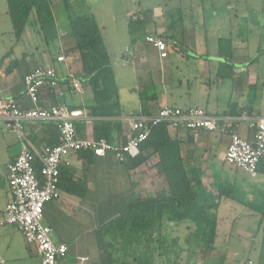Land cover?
<instances>
[{"label":"crops","instance_id":"crops-1","mask_svg":"<svg viewBox=\"0 0 264 264\" xmlns=\"http://www.w3.org/2000/svg\"><path fill=\"white\" fill-rule=\"evenodd\" d=\"M160 9L141 10L139 15L130 17L144 21L145 38L137 42V34L130 32L129 18L127 33L133 42L129 41L119 56L115 50L113 52L116 56L113 54L112 63L122 67L120 75L113 67L122 108L120 117L109 119L95 115L93 90L78 79V58L64 54L73 46L71 41L62 44L58 56L51 62L45 61V65H33L36 59H29L18 65L14 63L12 70L0 56V98H14L24 110L63 106L78 112L80 117L76 124L85 127L83 139H93L94 125L98 121L120 123L121 131L115 135L113 145H120L123 137L127 138L126 119L155 115L165 107L200 108L217 117L264 118V105L257 100L258 94L264 97V84L258 94L256 92L251 112H243L246 100L251 98V88L260 83L257 73H251L245 65L246 70H241L242 64L236 61L247 62L246 54L241 52L246 44L236 42L233 34L228 36L233 51L234 60H231L222 54L224 33L213 32L216 38L210 42L205 32L204 13L194 16L189 10L181 24V21H170L176 9L170 14ZM228 14L227 17L239 18V14ZM226 15L216 14L212 18ZM7 16L8 12L0 14V24ZM148 36L166 42L168 50H172L167 59H162L159 51L146 41ZM61 56L65 57L63 63L58 62ZM229 63L232 69L224 73L222 67ZM181 66L186 68L181 71ZM42 67L54 69L60 85L53 93L44 89L36 106L26 95L24 78ZM128 69L133 70L134 80L127 84L128 76L123 71ZM75 82L82 84L81 91L73 89ZM152 87L156 101L142 102L143 95ZM238 134L249 141L254 137L248 122L240 124ZM170 135L179 143L182 158L190 166L202 168L208 199L218 206L213 248L203 244L194 246V228L189 221L177 223L165 217L153 219L152 228L145 227L146 221L141 216L143 201L168 192L165 177L155 167L159 163L157 157L148 166L131 171L112 152L105 157L77 153L61 168L60 199L48 203L44 209V224L52 229L54 244L68 248L66 257L58 264H264V159L257 177L252 178L225 162L230 147L228 135L206 131H170ZM58 142L59 131L52 123L25 122L20 139L9 123L0 119V222L13 201L9 166L16 161L23 146L42 164L43 155ZM222 164L228 165L226 171L220 169ZM135 210L137 217H134ZM119 219L120 227H114ZM242 257L256 262H241ZM2 262L41 264V255L15 227L0 226V264Z\"/></svg>","mask_w":264,"mask_h":264},{"label":"built area","instance_id":"built-area-1","mask_svg":"<svg viewBox=\"0 0 264 264\" xmlns=\"http://www.w3.org/2000/svg\"><path fill=\"white\" fill-rule=\"evenodd\" d=\"M146 41L159 51L162 59L168 58L166 42L153 36H148ZM58 62H65V57H59ZM59 85L57 74L51 67L39 68L24 78L26 95L36 106L40 103L44 89L53 93ZM81 88L80 82L73 84L75 91L79 92ZM79 117L80 113L63 106L24 110L14 98H0V119L8 122L20 139L25 122L52 123L59 131L58 145L42 157L40 176L35 170L36 157L25 146L16 161L9 166L13 201L7 206L0 222V226L15 227L29 245L37 248L41 264H58L68 253L66 245L54 244L53 231L44 224V209L48 203L60 199L61 168L68 165V159L73 154L91 153L95 157H105L112 152L121 163H125L127 159H135L140 155L142 144L156 127L167 124L171 131H206L228 135L230 147L225 162L252 178L257 177L259 165L264 159V118H250L247 115L239 118L217 117L200 108L165 107L155 115L126 119L127 143L113 145L105 139L81 138L76 130ZM243 122H248L254 131L251 141L238 134Z\"/></svg>","mask_w":264,"mask_h":264},{"label":"trees","instance_id":"trees-1","mask_svg":"<svg viewBox=\"0 0 264 264\" xmlns=\"http://www.w3.org/2000/svg\"><path fill=\"white\" fill-rule=\"evenodd\" d=\"M65 8H71V0H62ZM8 16L11 18L14 36L20 41L26 27L36 24L39 34L48 45L58 38L56 33L51 0H7ZM35 20L32 21V16ZM70 39L73 43L65 51L66 56H76L80 63L78 79L84 86H89L94 94V113L101 118L114 119L122 115L119 102V90L113 69V55L105 40L102 30L93 15H82L76 18L70 16ZM136 25L144 27L140 18H130L129 29L134 35ZM16 61V65L25 61ZM154 91L153 94H150ZM157 95L152 87L145 92L142 102L156 101ZM151 116V115H150ZM120 123L115 121H98L94 125L93 139L107 140L114 143L115 135L120 134ZM78 135L83 138L85 127L76 124ZM167 124L156 127L149 139L142 144L140 155L135 159H127L125 164L129 170L135 171L148 166L153 158H158L155 166L165 177L168 192L159 198L143 201L141 216L146 221L145 227L152 228L153 219L180 223L189 221L193 225V236L205 247L212 249L217 235V205L210 203L203 184L204 173L198 165L190 166L182 158L180 145L171 139ZM85 137V136H84ZM127 138L123 137L120 145H125ZM42 164L35 163L36 174L40 176ZM137 217V210L134 211Z\"/></svg>","mask_w":264,"mask_h":264},{"label":"rangeland","instance_id":"rangeland-1","mask_svg":"<svg viewBox=\"0 0 264 264\" xmlns=\"http://www.w3.org/2000/svg\"><path fill=\"white\" fill-rule=\"evenodd\" d=\"M51 2L58 38L51 41L48 45L45 43L44 37L39 34V28L36 24L30 23L26 27L21 40L17 41L14 36L13 26L10 23L11 18L7 16L1 20L0 56L5 58L4 62L6 65H10L12 70L15 69L14 63L22 61L24 57L28 61L29 59H36L33 61V65L37 63H44L45 65V61L51 62L52 58L55 59L60 52L61 45L68 44L71 41L69 36L71 31L70 16L73 18L82 15L95 16L108 43L110 52L115 57L114 50L119 56L126 46L133 42L132 39H129L127 25L129 18L139 15V11L154 10L158 7L161 8L160 11L162 13L166 14L168 12L170 14L171 10L176 9V14L171 17L170 21L173 19L175 23L181 21L182 24L185 21V18H183L186 16L185 13L190 10L189 12L194 14V16L198 13H204L206 16L207 26L205 32L208 33L210 42L216 38L213 32L225 34L226 40L221 45L222 54L230 57L231 60L234 59L231 57L233 51L230 49V41L227 39L231 38L228 36L233 34L232 37L237 40L236 42H244L246 44L241 52L246 54L247 59L245 60L247 62H240L238 59L236 61L242 64L241 70H246L248 67L251 73H257L260 77L259 85L251 88V98L247 99L243 106L244 113L249 114L251 112L250 108L253 106L256 92L264 84V0H71V8L69 10L65 8L62 0H51ZM8 10L7 0H0V14H5ZM224 13H227V15L220 18H212L216 14L220 16ZM228 13L239 14V18L227 17ZM31 19L32 21L35 20V15ZM210 20H212V23H209ZM212 24L215 25L213 26ZM177 25L179 26V24ZM136 29L134 30L137 34L136 40L141 42L140 40L145 38L146 28L137 25ZM9 33H11V36ZM2 34L4 35L2 36ZM130 38H132L131 35ZM171 51V49L168 50L169 53ZM113 64H115L113 65L115 71L120 75L121 65ZM229 67H231L230 63L226 64V66L224 65L222 71L228 73V70L232 69V67ZM185 68H182L181 71ZM123 73L128 76L127 84L128 81L134 80L133 70L128 69L123 71ZM120 84H122L121 81ZM126 86L129 87V85ZM125 90V87H123L122 91L125 92ZM153 93L154 91L150 92V94ZM247 96L248 93H246L245 98ZM257 97V100L264 105V97H260L259 94ZM226 166L228 165L226 164ZM226 166L222 164L219 167L225 170ZM114 227H120V219L118 225ZM193 239L194 246L198 245L199 242L196 238L193 237ZM239 260L246 263L249 260L256 262L254 259L247 257H242Z\"/></svg>","mask_w":264,"mask_h":264}]
</instances>
